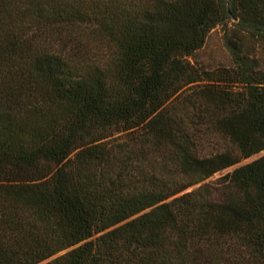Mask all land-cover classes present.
I'll return each instance as SVG.
<instances>
[{
    "label": "trees",
    "instance_id": "trees-1",
    "mask_svg": "<svg viewBox=\"0 0 264 264\" xmlns=\"http://www.w3.org/2000/svg\"><path fill=\"white\" fill-rule=\"evenodd\" d=\"M217 26L230 64L195 66ZM244 40L264 0H0V264H264Z\"/></svg>",
    "mask_w": 264,
    "mask_h": 264
},
{
    "label": "rangeland",
    "instance_id": "rangeland-1",
    "mask_svg": "<svg viewBox=\"0 0 264 264\" xmlns=\"http://www.w3.org/2000/svg\"><path fill=\"white\" fill-rule=\"evenodd\" d=\"M229 26V25H227ZM244 51L250 55L262 57L264 46L253 44L250 41H243ZM189 61L195 66L204 69H213L218 66H227L230 64V59L227 49L223 44V29L221 26H217L211 29L205 38L203 45L196 50ZM263 153V152H261ZM257 155H253L249 158L243 159L239 163H244L252 160ZM229 169V168H228ZM227 170V169H226ZM225 170L213 174L209 179H214L224 173Z\"/></svg>",
    "mask_w": 264,
    "mask_h": 264
}]
</instances>
